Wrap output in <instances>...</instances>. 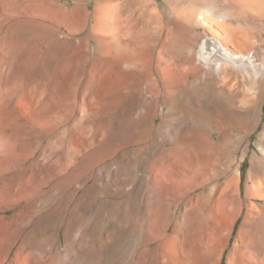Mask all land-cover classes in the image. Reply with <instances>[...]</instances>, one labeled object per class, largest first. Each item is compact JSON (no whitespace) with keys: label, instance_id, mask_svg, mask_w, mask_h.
I'll return each mask as SVG.
<instances>
[{"label":"bare ground","instance_id":"1","mask_svg":"<svg viewBox=\"0 0 264 264\" xmlns=\"http://www.w3.org/2000/svg\"><path fill=\"white\" fill-rule=\"evenodd\" d=\"M57 1L63 0H0V35L4 29V36L0 39V48H7L12 52L11 54L2 51L0 64L5 60L10 61V58H14V53L16 54L18 50L22 49L21 46L26 45L23 37L25 38V34L28 32L35 33L34 36H37L38 39L37 44L39 42L48 44L47 46L61 44L57 40L56 27L53 28L50 24L52 17L48 18L50 11L47 7L51 6V8H56L55 16L58 17L59 24L68 29L70 36L82 35L67 44L70 47H76V50H88V45H92L99 59L98 63L92 64L91 69L86 72H89V81L87 80L89 83L87 82V84L91 86L93 95L98 99L100 103L98 104L102 106L100 111L94 109L86 117L100 119V125H104V127L109 125L107 123L111 119L106 114L118 106L114 101L117 98L114 99L112 96L117 89L116 84L114 85L112 81L115 78H125V81L129 78L139 83L148 80L150 82L149 94L152 97H157L164 90L169 96L167 102L171 105L175 104L178 94L186 93L190 97V99L187 98L188 109L192 110L194 106H198L193 101L194 93L197 90L195 83L199 80V75L206 77V80H203L204 87L216 94L217 100L213 102V104L216 103V106L213 105L214 112L211 109L215 116H213L212 122H208L209 120L205 116L207 112L204 114L203 111L198 110L199 112L197 111L195 116L199 120L197 122L201 129L196 131L191 125H188L190 118H182L184 117L182 115L177 121L179 123L183 121L187 126L183 135H177L175 138L166 136L167 141L172 143L168 150H165L162 155L154 157L152 161L150 159L149 163L145 162L146 160H141V167L148 170V185L153 194L151 202L155 206L153 207L150 203L154 210L146 209V222H31L34 218L53 213L54 210L51 207L57 193H61L63 197L71 198L76 193L74 189L76 183L88 187L96 169L101 164L113 159L121 150L131 146L132 138L140 124H134L135 126L129 129L127 127L124 135H119L120 138L118 137L119 139L117 138L112 143L110 141V143H106L104 139L96 143L95 139L93 144L86 139L85 130L81 135L73 131V127L79 122L76 117L77 103L75 99L77 94L73 95L77 90L71 91L74 97L63 93L60 95L57 92L54 96L55 93H53L49 99L56 100L53 102L49 100L51 102L48 103L49 107L46 102L47 108L41 111L37 110V105H42V101L40 103L39 97L36 98L37 94L33 91L32 93L36 96L33 95L29 99V96H26L27 105L23 104V108L26 107L21 120L23 130L33 129L38 132L37 126L35 128L37 122L32 116L41 118L40 120L45 122V126L48 128L46 131L45 128L44 131H39L38 136H41L43 140L49 138L51 142L59 137L61 128L67 125L70 127L69 130L71 129L68 134L71 154L62 150L61 145L55 146L54 144L53 146L51 142L54 149L52 150L53 156H58L63 162L75 158L78 152H83L84 157L78 167L69 172L64 170L63 164L50 161L44 165L39 162L40 160L37 161V158L30 161L17 176V182L22 181L25 189L33 186L34 192L37 193L35 197L29 198L26 196V192L12 195L13 191L8 189V195L13 196L11 205L15 209L9 222H0V264H93V261L86 263L82 260L86 257L85 249L89 245L88 241H93L94 247L98 249V258L96 257L95 264H111L117 257L111 258L113 259L111 262L106 256V250L113 248L117 252L116 248H119L123 242V244L126 243L123 258L116 259L115 264H221L220 254L218 252L215 254L209 245L205 244L206 255L201 253L202 248H200L202 251L194 248L196 245L198 247L200 245L193 240L190 229L193 222L202 219L200 216L203 212L212 209L215 199H219L216 197L217 194L224 195L232 187L237 186L236 158L233 159L230 155L244 151L240 159L243 161L246 153L245 143H247L248 150L249 143L253 141L256 134H258L256 143L264 153V127L261 128L264 125L263 0H243V3L245 2V17L243 16L245 18L243 19L245 20V44L243 36L239 35L237 28L235 29L232 25L240 13L236 14L230 6H222L228 0H160L161 3L158 0H93V3L89 0H65V5H57ZM154 1L157 4L152 6ZM86 2L89 3L85 4ZM162 4L167 8L169 17H165L159 11ZM3 5L13 6V12H21L20 15L22 12L28 13L29 18L32 16L30 14H33L37 20L32 16L36 21H28L27 26L26 21H23L24 24L16 22L6 27V22L12 20L14 16H9L8 14L11 15V12H6L7 16L4 13L6 9ZM91 5H93L92 20L95 21L94 24L91 22L93 25L90 24L87 13ZM151 7L154 12L150 11ZM10 9L8 8L7 11ZM17 14L20 16L19 13ZM142 18H145L143 20L148 18V27L152 29L146 31V35L142 34L143 29L137 30ZM197 24L206 26L209 30L208 34L200 38L202 43L200 45L199 40L195 51L198 52L199 59L197 61L199 60V65L204 69H199L196 66H191L190 69H181L182 64L178 58L184 57V55L186 57L187 51L184 55L180 52L187 47L188 37L193 33L194 25ZM37 46L29 50V53L34 57L40 56L37 53ZM51 52H53L52 49ZM172 64L176 66L174 69H171ZM199 71L201 72L198 73ZM95 73L99 75L98 81L95 78L96 82L93 80L96 77ZM48 81L51 82L49 79ZM158 81L162 84L163 89H160ZM27 83L25 81L26 85ZM73 83L77 87L80 85L79 82L78 84ZM71 84L72 82L69 85ZM29 85L28 87L31 88L32 85H30L31 87ZM43 87H45L44 84ZM32 88L37 89V87ZM124 88L129 87L125 86ZM54 89L56 90V88ZM199 89L201 90V87ZM29 90L31 92V89ZM127 90L125 89V91ZM27 94L29 95V93ZM45 94L43 93V95ZM53 96L56 98H52ZM20 100L22 101V99ZM81 100V102L78 101L81 103L80 109H82V105H85L87 109L91 108L92 104L90 103L92 102L86 104L83 98ZM119 100L121 99L119 98ZM126 101L130 104L132 99L127 98ZM176 104L175 107H177ZM185 107L183 108L185 109ZM189 110L183 111L186 114V111ZM205 110L207 111V109ZM147 118L143 119L149 120ZM120 120L115 123L114 129L121 130L123 128ZM192 123L190 122V124ZM41 129L43 128L41 127ZM143 133H139L137 136L138 141H142ZM173 135L175 134L173 133ZM41 137L40 139H42ZM60 142H63L62 137ZM140 153V148L135 151V155ZM121 155V158L125 157L126 152L123 151ZM27 157H24L25 160ZM262 159L264 164V154ZM107 167L111 168L110 165ZM43 174L45 182L41 183L38 180ZM27 176L31 177L29 179L31 181L26 179ZM12 182L14 185L16 181ZM37 182H40L41 185L36 186L39 184ZM44 187L48 189L43 191ZM105 187L108 189V183ZM127 187L125 185L123 189ZM259 190H261L259 196L264 197V189L259 188ZM109 192L107 191L108 194H110ZM194 238L196 240L198 237L195 235ZM197 240L199 242V239ZM97 249H94L93 252L95 253ZM78 257L82 259L78 260Z\"/></svg>","mask_w":264,"mask_h":264},{"label":"rangeland","instance_id":"2","mask_svg":"<svg viewBox=\"0 0 264 264\" xmlns=\"http://www.w3.org/2000/svg\"><path fill=\"white\" fill-rule=\"evenodd\" d=\"M89 2L93 3V0H89ZM89 2H86L85 4ZM158 2H160V0H158ZM56 4L65 5V0L59 2L57 1ZM152 4V6H155L157 3L156 1H154ZM244 4L245 2L243 3V0H228V2H224L222 6H230L236 14L240 13L236 16V22L234 20L232 25L235 29L237 28L239 35L243 36V42L245 44V20H243L245 19ZM3 7H5L6 9L4 10V13L6 15L7 13L11 12V15H8H13L14 18H17H13L12 20L10 19V21H7L6 27L16 22H19V24H24L25 21V24L27 26L28 21L31 20L35 22L37 20L36 16L34 17L33 14H30V16L32 15L36 20L32 16L30 17V19L28 13L24 12H22V15H20L21 12H17L20 15L18 16L17 13L13 12V6L10 7V5H8L6 7L3 5ZM162 7L159 11L163 13L165 17H169L170 14L167 8H165V5L162 4ZM8 8L11 9L7 11ZM47 8L50 11V13L48 12V18L52 17V19L50 18L52 20L50 24H52L53 28L56 27L55 29L58 33L57 40L61 44L53 46H47L48 44L45 45L40 42L39 44H37L38 39L37 36H34L35 33L28 32L25 34V38L22 36L23 39H25L24 42L26 45H24V47L21 46L22 49H20V51L18 50L16 54L14 53V58H10V61L5 60L0 64V109H2L0 110V222L10 221L9 218L12 215L13 210L15 209V207L11 205L13 201L12 195L18 194V192H26V196L29 198L36 196L37 192H34L32 188L33 186L31 188L29 186V189H25L22 185V181L17 182V176H19L21 171L24 170L25 166L29 164L30 161L36 160L38 158L37 161L40 160L39 162L44 165L50 161H54L55 163L57 162L63 164L65 168L64 170H66V172H69L78 167L79 162L83 159V152H78L75 158L70 159L71 161L69 160L68 162H63L58 156H53L52 150L54 149L52 148V143L53 146L54 144L55 146L61 145L62 150H64L65 152L68 151V153L71 154V152L69 151L70 142L68 139L69 131H71V129L69 130V126L67 127V125H64L60 130L59 137L51 140V143L49 141V138L43 140L41 136H38L39 131H44V128L46 131V129L48 128L45 126L46 123L40 120L41 118L38 119V117L32 116L35 119V122H37L35 123V128L37 126V129L39 130L38 132L33 129L23 130L21 125V120L25 112L24 109L26 108L23 107L24 105H27L28 99L31 98V96L33 97V95L36 96L37 94L36 98L39 97L40 103L42 101V105H37V110L41 111L45 110L47 106L49 107V104L53 102V100H56H52L51 98L49 99L50 95L52 96V94L55 93L54 96H56L57 92V94L60 95L64 94L70 97H74L72 96V90H77L76 93H73V95L77 94L75 99L77 103L76 107L78 108H76V117L77 121L80 122H78V125L74 126L76 128L73 127V131L81 135V133L85 130V137L89 142H92L94 144L95 139L96 143H99L104 139L106 143L109 141L112 143L116 141L118 137L120 138V136H123L124 132H126L127 129L132 128L137 123L140 124L135 131L134 138H132L131 146L124 150H121L113 159L101 164L98 169H96L95 174L93 175L94 178L92 177L90 185L88 187H85L80 183H76L74 185L76 193L71 198L63 197L61 193H57L55 200L52 202L51 208H53L54 210L53 213L39 218H34L31 222H146L145 211L147 208L150 209L153 206L151 202V195L153 194L151 187H149L148 185V170L147 168L144 169L141 167L142 161L146 160L145 162L149 163L153 160L154 157L162 155L165 150H168L171 147L172 143L167 141L166 136L175 138V136L177 135H183L184 130L187 126L185 125V122L181 121V123H179L177 121V119L182 117V115L184 116L182 118H190V122H193L194 124H190L189 122L188 125H191V127L196 131L201 129L199 123L197 122L199 120H197V117L195 116L198 110L203 111L204 114L207 112L205 116H207V119L209 120L208 122H212L214 118L213 116H215L212 113L214 112L213 109H215L214 106H216V103H214L215 105L213 104V102H216L217 100L216 94L214 91L208 90L204 87L203 80L205 81L206 77L204 75H199L200 81L198 80L199 82L196 81L195 83L197 86V90L194 93L195 99L193 103L196 102V104L201 107L199 108L198 106H194L192 110H189L187 106V104H189L187 102L189 101L187 100L190 99V97H188L186 93L178 94L175 101V104L178 102L176 104L177 107H175V104H173L174 107H172L173 105L167 102L169 96L166 92H164V90L163 93L157 97H152L149 94L150 82L148 80L139 83L129 78H127L128 81H125V78H115L116 80L112 78L113 80H110H112L114 85L116 84L115 86L117 87V89H115V91L113 92L114 94L112 93V96H114V99L117 98L114 101L117 102L118 106L114 110L106 114V116L109 115V119H111V121L107 123L109 125L105 124L107 125L105 127L104 125H100V119L95 120L88 118V116L86 117V115H89L88 113L94 111V109H96V111H98L99 109L101 110L100 107L102 106L99 105L100 103L98 99H96V97L93 95V89L91 88V86L87 84V82L89 81V72L86 71H89L91 69L92 64L98 63L99 61L95 53L96 50L92 45H88V50H76V47H70L67 42H70L72 39L77 40V38L82 37V35H79L77 37L70 36L68 29L65 26L63 27L61 24H59L58 17L55 16L56 8H51V6ZM150 11L154 12L153 7L150 8ZM92 12L93 5H91L89 7V10L87 11V13L89 14L91 25L95 23V21L92 20ZM215 13H217V11H215ZM143 19L145 18L140 19L141 23L139 24L140 26L141 24L144 25H142L141 27L139 26L137 30L140 31V28L141 30L143 29L144 32H141L142 34L144 33L143 35H146V31H149V29L151 31L152 29L148 27V18H146V20ZM144 22L147 24H145ZM239 24L241 25V27ZM6 27L4 25L5 29ZM243 27L244 29H242ZM193 28V33L188 37L187 47L183 50L184 52H180L181 54L183 53L182 55H184L187 51L186 57L185 55L184 57L180 55L181 57L178 58V60L180 59L179 62H181L182 64V68L180 67L181 69H190L195 66L199 69H204L201 65H199V60L197 61V59H199V57H197L198 52L196 53L195 51L200 38L203 35L208 34L209 30L206 26H201L198 24L194 25ZM3 31L4 29L1 31L2 33L0 35V39H2V37L4 36ZM201 43L202 40H200V45ZM36 46L37 53L40 54L39 57H34V55L29 53V50L32 47L36 48ZM199 48L200 46L198 47V49ZM51 49L53 52H51ZM49 50L51 53L49 52ZM2 51H4L5 53H9L11 50L7 48H0V53ZM10 53L12 54V52ZM78 53L79 55H77ZM182 57L185 59H183ZM175 67L176 66L172 64L171 69H174ZM200 72L201 71H199L198 73ZM97 74L95 73L96 77L93 78L94 81L95 78H97L96 81H98L99 75ZM48 79L51 80V82L48 81ZM25 81L28 82L27 85L25 84ZM53 82L54 84H52ZM71 82L72 84L69 85ZM73 82H76L77 84L79 82L80 85L77 87V85H74ZM29 84L32 85V87H37L38 90L36 88L33 89ZM43 84L45 87H43ZM28 85L31 88H29ZM158 85L160 89H163L162 84L159 83V81ZM125 86L129 88H124ZM46 87L47 89H45ZM83 87L85 90L83 89ZM200 87L201 90L199 89ZM54 88H56V90ZM26 89H31V92L30 90L27 91ZM125 89L128 90L125 91ZM32 92L36 94H33ZM210 92L212 94L211 98ZM27 93H29V95ZM43 93L46 94L43 95ZM82 93L84 95L86 94V96L84 97ZM22 94L25 96H23ZM20 95H22V97H20ZM26 96H29L28 99L26 98ZM46 96L47 98H45ZM54 96L52 98H56ZM120 96L123 97L121 98ZM82 98L85 100L86 104L92 102L90 103L92 104L91 108L87 109L85 105H82V109H80V102L82 101ZM119 98L121 100H119ZM127 98L132 99L130 104L126 101ZM20 99H22V101ZM23 99H25L24 103ZM49 100L52 101L50 102ZM46 102L47 104L49 102L50 103L47 105L45 104ZM54 103H56V101H54ZM182 106H186L185 109L189 110L188 112L186 111L187 115L185 114V111H183L185 109ZM211 106L213 107L211 108ZM205 109H207V111ZM211 109L213 112L211 111ZM144 117H148L147 119L149 120H144ZM120 119H122L123 121H121ZM118 120L122 122L121 127L123 128L121 130L114 129L116 126L115 123H117ZM193 120L196 122H194ZM41 127L43 129H41ZM263 127L264 125L261 126V128ZM139 133H143V137L141 139L142 141H138L137 139ZM173 133L175 135H173ZM32 135H34L36 138ZM60 136L63 138V142H60ZM30 137H33L35 139H27ZM40 137L42 139H40ZM257 137L258 134H256L253 141L249 143L248 150L247 143H245L246 153L244 160H241L242 162L240 161V159L242 156V152L244 151H239L230 155L231 158H236L235 162L237 163L236 167L238 169L237 186L232 187L229 192L224 193V195L217 194L216 197H219V199L215 197V205L212 206V209H207L205 212H203L200 216V218L202 219H197V222H193V225L190 229V234L192 233L193 240L196 244L200 245L198 247L196 244H194L196 245V247L194 248L199 251L203 250L201 253H205L204 255H206L207 252L205 251V244H207V246L209 245V248L212 247V250L215 254H220L221 264H264V197L259 196L261 195V190H259V188L264 189V164L262 161L264 153L261 151L258 143H256ZM139 148L141 149V153L135 155V151ZM123 151L126 152L125 157L127 158H121V154H123ZM25 156H28L26 160L24 158ZM124 158L125 160H123ZM22 162L24 165L22 164ZM108 165H110L111 168L107 167ZM44 177L45 176L43 174L38 181L44 183ZM26 179L29 180L31 179V177L27 176ZM12 181H16L14 185ZM40 182H37L39 184H36V186L41 185ZM107 183L109 190L105 187ZM125 185H127L128 187L126 189H123ZM130 187H132L133 190H128V188ZM9 188L11 189V191H13L11 196L8 195ZM30 189H32L34 193ZM43 189V191H45L48 188L44 187ZM107 191H110V194H108ZM150 203L152 206L150 205ZM215 206L218 207L216 208ZM152 209L154 210V208ZM193 235H196L198 237L197 239H199V242H197V239L195 240ZM123 243L121 244V246H119V248H116L119 252H116V250L113 248H108L106 250V256L111 260V262L114 259V256L115 258L117 257L116 259L123 258V250L126 246V243ZM88 244L89 245L85 249V259L78 257V260L82 259L83 261H86V263H91L93 261V264H95L98 258V249L94 247L93 241H88ZM200 248H202V250H200ZM94 249H97L95 250V253L93 252ZM95 254L96 256H94ZM115 260L111 264H115Z\"/></svg>","mask_w":264,"mask_h":264}]
</instances>
